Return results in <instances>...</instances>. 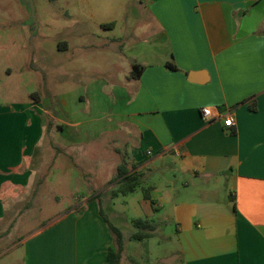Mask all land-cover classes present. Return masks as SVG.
Wrapping results in <instances>:
<instances>
[{
    "label": "crops",
    "instance_id": "crops-1",
    "mask_svg": "<svg viewBox=\"0 0 264 264\" xmlns=\"http://www.w3.org/2000/svg\"><path fill=\"white\" fill-rule=\"evenodd\" d=\"M84 2L104 4L111 17L99 23L100 33L80 32L79 48L95 52V61L115 59L117 71L52 96V132L44 121L50 99L35 102L31 94L12 106L0 104V243L21 193L40 183L44 145L82 150L104 135L135 134L127 163L144 174L143 187L156 202L143 194L147 217L140 219L157 230L176 226L175 235L156 231L145 240L170 246L164 251L171 256L160 261L264 264V0ZM92 36L102 45L90 46ZM134 65L144 67L139 80L130 77ZM204 108L232 114L235 126L206 122ZM96 196L23 239L17 246L28 264H106L114 236ZM130 196H109V204L123 197L130 206Z\"/></svg>",
    "mask_w": 264,
    "mask_h": 264
},
{
    "label": "rangeland",
    "instance_id": "rangeland-1",
    "mask_svg": "<svg viewBox=\"0 0 264 264\" xmlns=\"http://www.w3.org/2000/svg\"><path fill=\"white\" fill-rule=\"evenodd\" d=\"M113 6L116 7L115 4ZM117 15L113 9V16ZM109 17L111 11L97 2L0 0V104L12 106L31 94L35 102L41 98L50 99L51 115L45 116L44 121L47 131L52 132L56 126L54 115L57 117L52 96L74 91L84 86L86 81L93 82L106 73L117 71L113 66L115 59L102 56L95 61V52L87 54L79 48V33L86 28L100 33L99 23ZM88 42L93 47L102 45L95 36ZM65 46L70 47L66 52ZM100 109L105 108L101 106ZM121 136L122 133L104 135L99 141L84 144L82 150L60 148L55 144L56 147L47 149L44 145L40 153H36L42 161V165L37 166L36 178L40 183L34 182L21 193L16 211L11 212L12 220L2 229L6 237L0 243V264H28L25 249L17 245L72 211L81 210L85 199L95 193L103 200L105 214L124 233L122 264H165L160 259L170 257L171 253L164 251L170 246L162 239V245L159 240L156 241L159 244H154L130 239L137 230L127 220L147 217L145 207L139 203L144 201L142 190H137L128 199L137 209L132 204L126 206L123 197L115 199V204H109L112 201L108 200L112 196L111 190L116 186L114 179L110 180L115 175V167L124 160L131 166L133 159L128 145L137 139L135 134L128 139ZM113 208L126 218L116 217ZM156 233L159 237L175 235L176 226Z\"/></svg>",
    "mask_w": 264,
    "mask_h": 264
},
{
    "label": "trees",
    "instance_id": "trees-1",
    "mask_svg": "<svg viewBox=\"0 0 264 264\" xmlns=\"http://www.w3.org/2000/svg\"><path fill=\"white\" fill-rule=\"evenodd\" d=\"M167 68L172 71H179L175 64L169 63L167 64ZM144 71V67L134 65L131 71L130 77L135 80H139L142 73ZM253 109H255L253 107ZM50 123V127H51ZM136 167L132 168L128 166L126 160L122 162L118 167L117 175L114 178V182H116V188L112 191V197L116 198L119 196H128L137 191L138 188H142L144 198L147 201H150L151 205H155V200L150 195V189H146L143 187L144 184V174L138 173ZM93 200H98L100 215L104 219L107 227L110 232L114 236V247L109 248L107 254V263L106 264H122L123 252L125 249V236L123 231L115 226L110 218L105 214L102 201L97 196L93 198ZM134 228L137 230L130 237L131 240L144 242L147 239L153 237L154 233L157 231V225L151 224L148 220L145 219H136L132 222Z\"/></svg>",
    "mask_w": 264,
    "mask_h": 264
},
{
    "label": "built area",
    "instance_id": "built-area-1",
    "mask_svg": "<svg viewBox=\"0 0 264 264\" xmlns=\"http://www.w3.org/2000/svg\"><path fill=\"white\" fill-rule=\"evenodd\" d=\"M203 118L206 122L212 123L215 120L224 119V124L226 127L232 128L235 126V117L232 114H229L226 117L221 116V114H214L211 108H204L202 110Z\"/></svg>",
    "mask_w": 264,
    "mask_h": 264
}]
</instances>
